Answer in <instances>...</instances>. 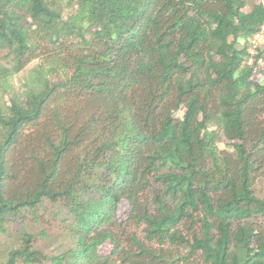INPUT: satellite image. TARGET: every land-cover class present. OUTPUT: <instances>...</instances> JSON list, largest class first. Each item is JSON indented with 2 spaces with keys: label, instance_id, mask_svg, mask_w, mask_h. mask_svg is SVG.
Here are the masks:
<instances>
[{
  "label": "trees",
  "instance_id": "1",
  "mask_svg": "<svg viewBox=\"0 0 264 264\" xmlns=\"http://www.w3.org/2000/svg\"><path fill=\"white\" fill-rule=\"evenodd\" d=\"M263 27L264 0H0V264H264Z\"/></svg>",
  "mask_w": 264,
  "mask_h": 264
},
{
  "label": "rangeland",
  "instance_id": "2",
  "mask_svg": "<svg viewBox=\"0 0 264 264\" xmlns=\"http://www.w3.org/2000/svg\"><path fill=\"white\" fill-rule=\"evenodd\" d=\"M254 1L258 2L261 0H254ZM253 45L261 49H264V27L261 33L259 34V36L255 37V39L253 40ZM251 52L254 53L253 49L251 50ZM34 65H35V62H32L22 71L16 74H13L6 79L4 83V89L6 91V94L13 93L15 91H21L22 84L31 76ZM1 95H2V91L0 90V97ZM219 145L220 147H225L224 143L219 144ZM122 207L123 206L121 205L120 208Z\"/></svg>",
  "mask_w": 264,
  "mask_h": 264
},
{
  "label": "built area",
  "instance_id": "3",
  "mask_svg": "<svg viewBox=\"0 0 264 264\" xmlns=\"http://www.w3.org/2000/svg\"><path fill=\"white\" fill-rule=\"evenodd\" d=\"M257 36H259V34H258V35H256L255 37H257Z\"/></svg>",
  "mask_w": 264,
  "mask_h": 264
}]
</instances>
